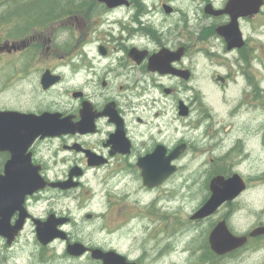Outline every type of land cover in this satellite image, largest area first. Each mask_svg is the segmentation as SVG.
<instances>
[{"label": "flooded vegetation", "instance_id": "1", "mask_svg": "<svg viewBox=\"0 0 264 264\" xmlns=\"http://www.w3.org/2000/svg\"><path fill=\"white\" fill-rule=\"evenodd\" d=\"M261 1L258 13L240 16L236 22L226 12L231 0H0V72H6L1 87L4 94L12 91L3 96L0 111L37 117L34 122L18 124L14 132L20 143L0 148V264H20L23 236L36 239L42 264L47 261L44 250L58 243L65 246L68 256L84 264H105L93 257L94 251H114L124 257L116 264H264V235H251L264 223L260 221L244 233L231 225L258 218L256 213L246 212L243 218L248 220L231 222L240 214V205L251 189L241 164L235 166L236 160L231 159V166L216 171L213 163L220 161L219 156L214 159V154L220 155L219 142L204 141L202 148L190 132H184V128L196 130L200 139H213V113L205 108L210 107L209 102L198 83L199 62L256 59L254 46L261 39L258 33L264 31ZM233 21L241 46L230 47L229 36L221 32ZM10 66L14 70L9 72ZM232 75L246 76L217 74L212 80L230 90L237 81ZM254 84L249 86L262 91V80ZM10 100L15 104H8ZM235 149L227 159L230 155L244 162L250 159L251 150L244 143L236 142ZM191 152L196 156L190 158ZM207 156L206 165L183 181L184 169ZM161 158H172L177 170L161 185L150 188L144 184L141 162L152 159L157 166ZM226 168L232 171L230 176L238 173L244 177L246 190L211 215L193 219L212 197L211 179L226 174ZM38 176L48 183L44 189L31 185ZM93 176L100 177L103 187L101 208L86 219L97 224L108 222V214H115L117 232L134 221L146 228L153 217L156 228L148 233V243L153 237L156 248L159 244L165 248L169 237L171 248L138 257L131 248L74 238L71 225H79L78 215L68 199ZM71 179V187L51 185ZM172 184L180 193L185 186L198 185L205 192L191 210L193 223H204L213 231L224 222L236 237H247L246 243L221 254L213 248L209 235L200 247L192 248L190 243L179 247L189 258L172 260L171 255L176 257L179 250L174 244L177 238L194 230L182 229L159 241L166 233L167 209H158L154 201H132V192L142 196L149 192V199H155ZM177 210H172L176 220L181 218ZM51 216L56 222L68 219L58 226L66 237L45 246L38 239V220L45 223ZM75 243L85 248L79 257L67 251Z\"/></svg>", "mask_w": 264, "mask_h": 264}, {"label": "rangeland", "instance_id": "2", "mask_svg": "<svg viewBox=\"0 0 264 264\" xmlns=\"http://www.w3.org/2000/svg\"><path fill=\"white\" fill-rule=\"evenodd\" d=\"M261 23L264 24V22ZM258 36L261 38L259 39L261 41L258 40L257 44L254 46V57L256 59H252V61L235 63L231 58L228 61L207 60L206 63L202 61L199 62L198 83L199 88L206 93V100L209 102L208 104L210 107L205 106V108H207L210 113H213L214 137L212 140L209 138L204 139L203 136V138L200 139L198 131L184 128V132H190L191 137L194 138L199 145L201 144L202 148L204 147V141L212 145L219 142L218 145H220L216 148H218L217 152L219 151L220 155L214 154V159L216 160V157L219 156L220 161H215L213 163V165L216 166V171L223 172V166H231V159L236 160L235 166L241 164V170L244 171L246 178L250 181L251 189L248 192V197L244 199L240 205L242 208L240 214L233 217L231 222L238 218L248 220L243 218L246 212L256 213L258 218H255L257 220L249 219L250 221L232 222L231 225L236 227V231L240 233L247 232L252 226L258 225L260 221L264 223V31L259 32ZM2 68L3 67H0V70H2ZM13 70L14 68L10 66L9 72ZM5 73L0 72V103L5 99L3 96L12 92L9 91L4 94V87H1V77ZM234 73L246 74V76L232 75L237 78V81L233 83L230 90L221 88L217 82L212 80L213 75ZM240 79H242L245 84L242 83ZM260 80H262V91L256 92L257 89H255L254 86H249V83L255 85L254 82L258 83ZM8 104H15V102L10 100ZM200 131L202 134V130ZM257 140L259 142L258 144H256ZM238 141L246 143L244 147L248 149V151L251 150V158L246 162L237 159L234 155H230V159H227L228 153L235 149V143ZM195 146L197 147V145ZM194 156H196V153L191 152L189 157L192 158ZM190 158L185 160L183 165L186 164ZM207 161L208 156L206 159L194 161L189 168L186 167L184 169L183 166L184 171L182 180H190L188 175L199 170L202 165H206ZM186 169H188L187 172L185 171ZM225 172L226 174H222L225 177L230 176L232 173L229 168H226ZM201 176H203V174ZM261 178L262 180H259ZM99 179L100 177L96 176L89 177L86 182V187L77 192L75 196L68 199L73 213L78 215V224L82 226L79 227L77 224L74 226L71 225L74 238L80 237L84 241L94 243L99 241L102 244H111L115 248H131L133 249V255H138V257L145 256L147 251L153 256L155 249L161 248L166 252L167 248H171V240L169 237L166 240L165 248H162L164 244H159L156 248V246L153 245L155 241L153 237L150 238L151 241L148 243V233H153L156 228L157 220L153 217H150V220L147 221L146 228L137 221H134L133 223H128V225H125L117 232H114L116 229V223L114 221L115 214H108V222L103 220L97 224L94 219H86L87 215H94V213L101 208V192L103 187L99 185ZM198 186H185L180 193L177 188H174V184H172V187L158 192L155 195V199H149L150 197L147 196L150 194L149 192L147 194L145 193L143 196L138 192H132V201H141L146 204L148 201H154L158 209H167V214L170 216H168L167 220L166 233L158 238L159 241L163 240L165 236L173 235L182 229L194 230L192 232H186L184 235H180L177 238L174 244L179 250L177 251L176 257H174V253L171 255L170 258L172 260L180 259L184 261L189 258V253H185V250L179 247H184V245L188 243L191 244L192 248L200 247L212 232V230L209 231L211 226L204 225V223H193L190 220L192 208L198 205L205 197V192ZM114 197L116 198L115 194ZM246 201L253 203L249 204ZM140 207L144 208V206ZM173 209H178L177 212L181 214V218L176 220L175 217H172ZM175 226L178 228L177 231H175ZM102 227L107 229L102 231ZM158 231L159 229L156 232ZM109 232L110 234L107 235ZM112 238L113 240L111 241ZM21 245L23 246V252L20 264H42L39 259L42 252L38 249V244L33 236H23ZM43 256L46 260L49 259L45 264H84L68 256L65 252V246L60 243L53 248L44 250ZM151 261L154 260L151 258ZM168 262L170 261L168 260Z\"/></svg>", "mask_w": 264, "mask_h": 264}, {"label": "water", "instance_id": "3", "mask_svg": "<svg viewBox=\"0 0 264 264\" xmlns=\"http://www.w3.org/2000/svg\"><path fill=\"white\" fill-rule=\"evenodd\" d=\"M110 3V0H104ZM251 0H231L226 12L231 14L234 20L240 16H248L251 14H256L259 12L260 5L262 6V1L259 3H247ZM233 21L229 26L222 29L221 32L224 35H228V41L230 47L241 46L243 41L240 37V33L237 34L235 26H237ZM239 32V31H238ZM219 81L224 82L223 78H219ZM37 117L34 115H24L15 111H0V148L8 145H17L20 141L17 139L18 135L14 132L18 128V124L21 122H34ZM41 119H46L43 116ZM3 129H8V132ZM172 158L167 159H157V166L153 164V160L142 161L141 166L144 169L142 177L144 179V184L150 188L161 185L166 181L171 175H173L177 168L172 166ZM26 178L22 183L25 187ZM70 181L65 183H51L53 187L67 188L73 186ZM47 182L44 181L42 176L32 178L31 185L36 186L38 190L44 189ZM212 191V197L204 205V207L193 216V219L204 218L211 215L218 207H220L225 201H232L236 199L239 194L247 188V183L245 179L239 175L235 174L230 178H225L224 176L215 177L210 184ZM91 216H89L90 218ZM55 216H51L45 223L38 220L37 234L39 241L47 246L56 239L60 238L65 240L66 233L59 230V224H64L68 222V219H62L60 222L55 221ZM23 226V224H22ZM22 226L19 229H22ZM252 236L264 235V227L256 228ZM247 241V237H236L229 230L228 226L222 222L216 226V228L210 234V242L213 248L218 253H225L227 251H232L237 247H241ZM68 253L72 256H81L85 252V248L80 243L70 244L68 246ZM93 257L96 259L104 260L105 264H116L118 258H124L118 253L112 251L104 253L102 251H94Z\"/></svg>", "mask_w": 264, "mask_h": 264}, {"label": "bare ground", "instance_id": "4", "mask_svg": "<svg viewBox=\"0 0 264 264\" xmlns=\"http://www.w3.org/2000/svg\"><path fill=\"white\" fill-rule=\"evenodd\" d=\"M180 27H181V26H180ZM239 104H240V103H239ZM202 111H203V110H202ZM205 113H206V112H205ZM198 134H199V133H198ZM195 135H197V134H195ZM199 135H200V134H199ZM201 135H203V134H201ZM204 135H205V134H204ZM245 140H246V139H245ZM223 141H224V140H223ZM239 142H240V141H239ZM244 142H245V141H244ZM197 143H198V142H197ZM245 144H246V143H244V145H245ZM200 146H201V144H200ZM198 147H199V146H198ZM236 147H237V146H236ZM240 147H241V146H240ZM230 148H231V147H230ZM199 149H201V148H199ZM223 149H224V148H223ZM235 150H236V149H235ZM235 150H234V151H235ZM244 150H245V149H244ZM249 150H250V149H249ZM222 151H223V150H222ZM226 151H227V150H226ZM230 151H231V150H230ZM240 152H241V151H240ZM241 153H242V152H241ZM246 158H247V157H246ZM250 158H251V157H250ZM243 160H244V159H243ZM194 184H195V183H194ZM175 190H176V189H175ZM176 191H177V190H176ZM174 193H175V192H174ZM178 193H179V192H178ZM147 196H148V197H151V194H148ZM163 199H164V198H163ZM52 259H53V258H52ZM52 259H51V260H52ZM48 260H49V259H48ZM48 260H47V261H48ZM51 262H52V261H51ZM56 263H58V262H56ZM49 264H50V263H49Z\"/></svg>", "mask_w": 264, "mask_h": 264}]
</instances>
